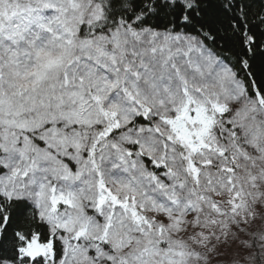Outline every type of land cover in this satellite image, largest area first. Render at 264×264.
I'll return each mask as SVG.
<instances>
[{
	"label": "snow or ice",
	"instance_id": "6c2138e0",
	"mask_svg": "<svg viewBox=\"0 0 264 264\" xmlns=\"http://www.w3.org/2000/svg\"><path fill=\"white\" fill-rule=\"evenodd\" d=\"M0 264H264V0H0Z\"/></svg>",
	"mask_w": 264,
	"mask_h": 264
}]
</instances>
